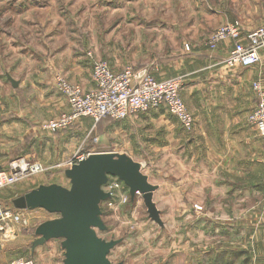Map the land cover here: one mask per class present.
Segmentation results:
<instances>
[{
  "label": "rangeland",
  "instance_id": "1",
  "mask_svg": "<svg viewBox=\"0 0 264 264\" xmlns=\"http://www.w3.org/2000/svg\"><path fill=\"white\" fill-rule=\"evenodd\" d=\"M248 2L257 6L259 0H0V163L3 168L7 169L18 157H32L42 162L45 170L18 183L31 179L33 185L70 187L66 169L72 167L78 156L104 151L131 152L136 135L127 131V119L105 118L95 122L82 117L66 130L51 133L42 128L44 121L62 114L67 105L56 87L57 76L85 78L98 60L110 61L115 68L133 67L139 74L149 72L157 79L180 77L187 107L193 114L203 112L201 119L208 124L218 102L243 99L249 104L245 116L252 127L248 120L255 104L251 83L232 82L230 79L235 74L221 71V66L208 67L216 52L208 45L210 36L229 23L227 10L240 16ZM235 21L242 24L244 33L249 32L240 18L231 22ZM194 35L201 40L186 44L184 37ZM227 44L233 46L231 40L221 45L227 49ZM217 52L222 55L224 60L219 59L223 64L229 55L224 58L222 48ZM75 63L78 68L72 71ZM130 156L141 161L144 172L150 167L156 170L161 167V161L151 165L144 162V155ZM227 158L221 170L200 172L206 187H180L187 195L186 201L190 197L202 199L205 203L198 205L204 206V212H210L229 211L231 198L235 210L244 211L253 206L251 198L264 200V186L257 179L256 165L252 168L249 163L248 168H237L231 173L227 169L231 161ZM190 159V153L183 156L186 163ZM246 161L244 158L243 162ZM186 174L197 175L194 171ZM174 180L171 184L177 185ZM168 194L177 196L170 201ZM178 198L177 189L157 187L153 194L157 218L150 213L142 193L130 195L127 203H117L113 209L106 201L101 202L104 228L95 230L103 240L114 243L108 254L110 262L177 264V237L183 231L178 226L184 222L181 214L198 211L197 204ZM5 206L11 209V204ZM26 216L28 224H15L9 238L0 241V255L8 258L16 254L32 255L33 263L58 264V251L64 239L40 243L38 229L45 222L60 218L61 213L48 211ZM62 256L65 257L64 253Z\"/></svg>",
  "mask_w": 264,
  "mask_h": 264
},
{
  "label": "crops",
  "instance_id": "2",
  "mask_svg": "<svg viewBox=\"0 0 264 264\" xmlns=\"http://www.w3.org/2000/svg\"><path fill=\"white\" fill-rule=\"evenodd\" d=\"M226 12L229 13V16H226V20L231 22L235 18H240L246 32L264 25V6L262 7V0H259L257 6L248 2L247 7L243 9L240 16L233 15L228 10ZM198 39L201 40L195 35L193 37H184L186 44H189L190 41L191 43L198 41ZM223 46L225 47V45H220L222 50L225 51L223 55L225 58L226 55L230 54L233 46L227 44V49L223 48ZM213 56L214 62L209 63V68L221 66V71L225 73L230 71L232 74H235V76L230 75L232 76L230 79L232 82H239V84L251 83V92L255 98V104L249 111L251 112L257 105V97L252 84L254 81L259 80L264 85V49L261 51L260 62L252 67H237L223 70V67L226 66L224 63H221L223 58L217 52V49L213 53ZM110 65L115 71L124 69L115 68L111 62ZM71 67L72 71H75L78 65L75 63ZM216 71H219V68ZM9 78L10 76H8ZM70 80L82 85L85 90L95 87L93 68L87 77L80 79L70 78ZM248 109L249 104L243 99L235 98L226 102H218L217 107L215 106L214 116L210 117L209 124L208 121L206 122L201 119L203 112L200 114H193L191 112L195 119V128L191 133L186 132L178 119L166 108L151 109L148 112L127 118V131L134 132L136 135V142L133 143L132 148L130 147V153L104 152L123 154L130 158H132L130 155L133 153L135 155H144L143 157L146 156L144 162L151 165L161 161L159 169L156 170L150 167L145 172L143 171V173L147 176L148 181L156 187L177 189L179 201L194 204L205 203L202 199L195 200L193 197H190L186 201L187 195L185 196V191H180L179 189L180 187L184 188L189 185L193 187L198 186L199 189L206 187L207 184L203 183L200 172L211 173L221 170L226 157H229L227 161H231V167L226 166L231 173L237 168H248L249 165L247 164L249 163L252 164V168L256 165L258 172L257 179L264 186V139L258 135L255 127H251L248 124L247 117L245 116ZM67 111H69L68 103L62 112ZM93 121L95 120L93 119ZM189 153L191 154V159L189 163H186L183 161V156ZM244 158H246L247 163L243 162ZM132 159L135 160V158ZM135 161L141 163L139 160ZM1 169H3L2 163H0ZM192 171L197 173V175L191 177L186 174ZM231 178L233 179V175H231ZM174 179L177 180V185L171 184ZM68 180L70 181V178ZM58 185L66 188L71 187L65 184ZM41 186L46 185H33L32 180L28 179L4 188L0 192V198L5 208V204H11V210L21 211L25 216L26 214H43L44 212H48V210L42 207L17 209L14 206L15 199L28 195ZM175 196L177 194H168L170 201V198H175ZM215 200L218 201V198ZM251 200L253 201H251L250 205L253 204V206L245 211L235 210L233 199L231 198V204L228 206L229 211L215 210L204 212V206L202 205V211L196 210V213L181 214L184 222L178 226L182 227L183 231L179 232L177 237L179 254L177 264L264 263V200L254 198H251ZM61 248L58 251V264H65L66 250L63 245ZM32 252H34L33 249ZM7 253L10 252L7 251ZM63 253L65 257L62 256ZM31 256L16 254L15 257L8 258V256L1 254L0 264H37L33 263Z\"/></svg>",
  "mask_w": 264,
  "mask_h": 264
},
{
  "label": "built area",
  "instance_id": "3",
  "mask_svg": "<svg viewBox=\"0 0 264 264\" xmlns=\"http://www.w3.org/2000/svg\"><path fill=\"white\" fill-rule=\"evenodd\" d=\"M227 40L233 42V49L224 65L229 69L252 67L261 60L264 25L244 33L239 21L229 22L212 33L208 45L210 49L216 50ZM93 80L95 87L85 90L66 75L59 74L56 87L66 98L69 111L44 121L42 128L55 133L68 129L82 117H91L96 122L105 118L124 120L161 107L175 116L186 132L191 133L195 128V119L181 94L183 82L180 77L157 79L149 72L139 74L133 67L115 71L107 60H98L93 66ZM252 88L257 97V105L250 112L248 120L264 139V85L256 80ZM98 142L99 138H95V143ZM89 155L78 156L71 163L72 166ZM44 170L42 162L33 160L32 157H18L10 162L7 169L0 170V192L27 176ZM104 190L110 194L106 203L112 209L117 203H127L131 195L130 188L117 176H109ZM195 207L198 210L203 209L198 204ZM28 222V218L21 211L5 208L0 198V241L9 238L15 224L26 225Z\"/></svg>",
  "mask_w": 264,
  "mask_h": 264
},
{
  "label": "water",
  "instance_id": "4",
  "mask_svg": "<svg viewBox=\"0 0 264 264\" xmlns=\"http://www.w3.org/2000/svg\"><path fill=\"white\" fill-rule=\"evenodd\" d=\"M13 83L17 85L14 80ZM66 175L71 181L70 188L58 184L41 186L14 201L17 209L42 207L61 213L60 218L39 227L41 238L38 242L63 238L65 264H112L108 254L114 243L103 240L95 230L104 228L100 204L110 197L103 190L109 176L123 180L133 197L138 192L142 193L150 213L158 217L153 201L157 187L148 181L141 164L127 155L95 152L66 169Z\"/></svg>",
  "mask_w": 264,
  "mask_h": 264
}]
</instances>
